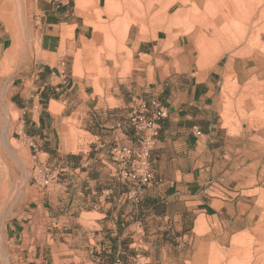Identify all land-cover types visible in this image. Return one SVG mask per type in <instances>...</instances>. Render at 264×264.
Masks as SVG:
<instances>
[{
  "label": "crops",
  "instance_id": "crops-1",
  "mask_svg": "<svg viewBox=\"0 0 264 264\" xmlns=\"http://www.w3.org/2000/svg\"><path fill=\"white\" fill-rule=\"evenodd\" d=\"M3 10L0 2V71L34 53L33 71L10 82L21 118L16 133L36 166H53L58 173L39 197L30 196L32 208L0 206V245L14 261L115 264L119 257L121 264H139L151 257L140 248L170 246L162 237L173 230L217 245L241 234L259 236L264 180L231 186L217 177L212 138L227 72L231 83L239 84L241 72L250 69L244 61L225 67L218 59L201 69L183 37L156 33L127 45L130 57L120 51L113 78L101 79L96 89L84 63L99 50L91 43L96 19L91 10H80L75 0H35V49L17 56L8 55L16 40ZM64 61L69 64L63 73ZM255 80L247 77L243 84ZM139 96L157 99L169 114L151 153L154 180L134 203L120 196L126 187L114 177L107 150L116 141L131 143L132 131L122 121ZM30 178L37 188L38 177ZM182 257L179 261L186 262Z\"/></svg>",
  "mask_w": 264,
  "mask_h": 264
},
{
  "label": "rangeland",
  "instance_id": "rangeland-1",
  "mask_svg": "<svg viewBox=\"0 0 264 264\" xmlns=\"http://www.w3.org/2000/svg\"><path fill=\"white\" fill-rule=\"evenodd\" d=\"M0 2L4 9L2 15L11 21L7 26L16 40L8 55L14 53L17 56L30 46L34 50L36 37L31 33V6L35 0ZM75 2L80 10H91L96 16L91 22L93 31L90 35L94 37L91 43L99 46V50L96 54L87 55L84 61L92 69L91 80L96 89H100L101 79L113 78L120 51H128L130 57L127 45L156 33L170 39L183 37V43L192 47L194 57H198L201 69L218 59L225 67H230L234 61H244L247 64L245 68L250 69L241 72V82L231 83L228 71L225 77L228 80L222 87L223 105L212 135L214 148H217L215 171L217 177L229 181L231 186L264 180V0ZM24 55L0 71V206L4 208L11 202L16 210L32 208L35 203L31 202L30 196L39 197L45 187L41 185L42 175L38 173V169L44 166L35 165L32 153L16 133L21 118L11 100L10 82L17 75L24 76L33 71L34 53ZM68 64L64 61L63 73ZM126 71L123 70L119 77L124 78ZM247 77H255L256 80L251 85L243 84ZM45 167L54 174L50 183H55L57 170L53 166ZM33 174L38 177L37 188L32 186L36 183L32 179ZM188 232L186 237L176 230L163 236V241L170 244L165 248L163 245L140 248L151 257L149 260L141 259L139 264H264V229L259 236L248 233L235 236L228 245L206 243ZM1 250L5 259L3 264H20V260L14 261V256H10L3 247ZM180 255L187 261H179Z\"/></svg>",
  "mask_w": 264,
  "mask_h": 264
},
{
  "label": "built area",
  "instance_id": "built-area-1",
  "mask_svg": "<svg viewBox=\"0 0 264 264\" xmlns=\"http://www.w3.org/2000/svg\"><path fill=\"white\" fill-rule=\"evenodd\" d=\"M169 109L155 98L134 97L122 125L132 131L131 143L113 142L107 154L114 167V177L126 188L120 196L127 201L138 203L147 186L154 180L152 150L158 140L161 123L168 117ZM41 185L46 186L54 177L47 167L38 169ZM0 245V264L4 255ZM115 264H121L119 258Z\"/></svg>",
  "mask_w": 264,
  "mask_h": 264
},
{
  "label": "trees",
  "instance_id": "trees-1",
  "mask_svg": "<svg viewBox=\"0 0 264 264\" xmlns=\"http://www.w3.org/2000/svg\"><path fill=\"white\" fill-rule=\"evenodd\" d=\"M42 94L45 95V92H44V93L42 92ZM118 258H119V257H118ZM119 259H120V258H119ZM120 261H121V259H120Z\"/></svg>",
  "mask_w": 264,
  "mask_h": 264
},
{
  "label": "bare ground",
  "instance_id": "bare-ground-1",
  "mask_svg": "<svg viewBox=\"0 0 264 264\" xmlns=\"http://www.w3.org/2000/svg\"><path fill=\"white\" fill-rule=\"evenodd\" d=\"M148 5V4H147ZM120 12V11H119ZM111 15V14H110Z\"/></svg>",
  "mask_w": 264,
  "mask_h": 264
}]
</instances>
